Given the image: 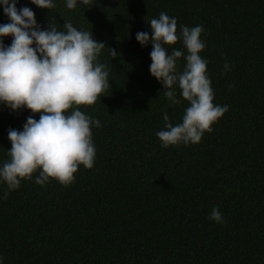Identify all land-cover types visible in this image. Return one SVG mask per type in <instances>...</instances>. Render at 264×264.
Masks as SVG:
<instances>
[{
  "label": "trees",
  "instance_id": "obj_1",
  "mask_svg": "<svg viewBox=\"0 0 264 264\" xmlns=\"http://www.w3.org/2000/svg\"><path fill=\"white\" fill-rule=\"evenodd\" d=\"M16 6L31 8L41 29L63 30L70 22L92 32L105 45L99 62L107 66L109 87L93 105L79 106L101 125L91 129L93 168L80 165L68 186L37 185L33 174L0 198L4 264H264V0H95L72 10L64 0L51 9L18 0ZM161 12L177 19V35L181 25L203 26L200 55L208 61L213 102L228 106L198 144L167 149L156 136L163 115L176 125L188 104L169 106L149 71L152 46L135 38L151 35L148 22ZM7 22L0 7V24ZM11 40L5 37V46ZM225 62L230 71L221 75ZM29 115L0 104V163L11 148L8 130H22ZM216 206L220 224L208 218Z\"/></svg>",
  "mask_w": 264,
  "mask_h": 264
},
{
  "label": "clouds",
  "instance_id": "obj_2",
  "mask_svg": "<svg viewBox=\"0 0 264 264\" xmlns=\"http://www.w3.org/2000/svg\"><path fill=\"white\" fill-rule=\"evenodd\" d=\"M95 0H64L67 9L78 5L91 7ZM18 0H0L8 22L0 24V104L17 111L30 110L22 130L9 129L7 138L11 148L8 159L0 163V198L20 187L24 180L44 186L55 180L62 186L70 185L80 165L92 169L96 159L93 127L100 121L86 115L79 106L93 105L109 87L107 66L99 62L105 45L92 32L78 30L64 22L63 30L53 25L46 29L35 19L27 6L17 9ZM41 9L55 7V0H30ZM151 35L137 32L141 47L151 44L150 74L163 85L164 96L170 107L186 101L181 122L173 125L164 113V127L156 132L161 148L183 144H198L205 132H212L228 106L214 104V91L207 74L208 61L200 55L206 47L201 34L202 25L180 26L177 19L161 12L151 19ZM12 37L5 46L4 38ZM180 41L181 47H172ZM171 51L169 52V48ZM113 58L117 52L108 49ZM184 60L183 69L178 63ZM221 75L230 71L227 62ZM179 90V98H178ZM39 113V119L34 115ZM217 224L223 223L218 206L208 216ZM0 264H4L0 256Z\"/></svg>",
  "mask_w": 264,
  "mask_h": 264
}]
</instances>
